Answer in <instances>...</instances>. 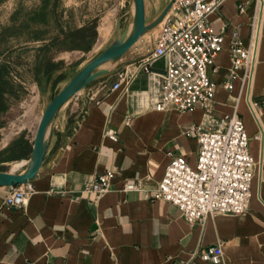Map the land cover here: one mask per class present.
Segmentation results:
<instances>
[{
	"label": "crops",
	"instance_id": "1",
	"mask_svg": "<svg viewBox=\"0 0 264 264\" xmlns=\"http://www.w3.org/2000/svg\"><path fill=\"white\" fill-rule=\"evenodd\" d=\"M255 14V0H222L210 14L214 28L226 26L222 49L214 59L216 82L228 78L231 31L236 30L245 45ZM151 49L152 43L128 60L120 57L111 73L90 82L58 108L23 206H4L9 187L0 185V264H182L188 260L264 264V150L260 152L254 138L259 124L249 111L239 79H232L231 90L216 88L209 113L201 108L151 109L144 71L133 74L127 85L112 88L117 74L133 71L132 64ZM151 69L162 71L164 60L154 61ZM249 99L262 112L259 123L264 128V16ZM234 109L258 161L248 210L188 224L174 205L153 197L154 189L172 156L184 155L195 166L196 128L213 127ZM106 127L116 131V141L103 135ZM110 168L115 174L107 192L92 200L80 194L85 180ZM124 178L141 179L142 190L120 191ZM216 244L222 247L220 262L202 260L200 250Z\"/></svg>",
	"mask_w": 264,
	"mask_h": 264
},
{
	"label": "built area",
	"instance_id": "2",
	"mask_svg": "<svg viewBox=\"0 0 264 264\" xmlns=\"http://www.w3.org/2000/svg\"><path fill=\"white\" fill-rule=\"evenodd\" d=\"M222 0H174L165 15L159 32L152 37V49L133 63V71L117 74L112 88L127 85L133 74L142 70L149 80L147 104L160 111L179 112L201 108L209 113L214 105L216 88L222 85L231 90L232 79L238 78L240 88L252 117L259 124L254 135L260 152L264 150V128L259 123L260 109L249 99L256 65V48L260 12L255 0L256 14L249 24V35L244 45L236 30L229 39L230 67L228 78L216 82L212 74L216 54L222 49L226 26L214 28L209 20L211 13ZM162 21V22H163ZM160 25V24H159ZM162 58L164 69L154 71L151 65ZM198 153L195 166L184 155H174L165 168L162 179L154 189L153 197L174 205L188 224H203L208 216L241 215L249 207L251 186L258 164L249 149V137L243 120L236 110L219 119L213 127L196 128ZM103 135L116 141L117 133L106 127ZM115 171L110 168L83 182L80 194L88 200L107 192ZM2 199L6 207L19 208L32 192L28 181L8 186ZM142 190L141 179L124 178L120 191ZM220 244L200 250V258L213 263L221 260ZM182 264H193L191 260Z\"/></svg>",
	"mask_w": 264,
	"mask_h": 264
},
{
	"label": "rangeland",
	"instance_id": "3",
	"mask_svg": "<svg viewBox=\"0 0 264 264\" xmlns=\"http://www.w3.org/2000/svg\"><path fill=\"white\" fill-rule=\"evenodd\" d=\"M166 1L144 0L147 19ZM131 14V0H0V170L14 172L25 164L44 102L110 42L116 23L119 31L129 23ZM107 21L109 33L95 47ZM158 32L146 33L123 60L149 48Z\"/></svg>",
	"mask_w": 264,
	"mask_h": 264
},
{
	"label": "water",
	"instance_id": "4",
	"mask_svg": "<svg viewBox=\"0 0 264 264\" xmlns=\"http://www.w3.org/2000/svg\"><path fill=\"white\" fill-rule=\"evenodd\" d=\"M173 1L168 0L154 18L147 20L144 0H131L130 30H128L129 23L121 31H119L116 23L114 36L110 42L99 53L86 61L52 97L44 102L33 133L30 153L22 170L19 172L0 170L1 186L25 183L36 175L46 150L52 120L58 108L90 82L111 73L119 58L142 35L152 32L159 26L172 6ZM106 63L109 67L103 66Z\"/></svg>",
	"mask_w": 264,
	"mask_h": 264
},
{
	"label": "bare ground",
	"instance_id": "5",
	"mask_svg": "<svg viewBox=\"0 0 264 264\" xmlns=\"http://www.w3.org/2000/svg\"><path fill=\"white\" fill-rule=\"evenodd\" d=\"M258 10H259V12H260V14H261V19L259 20V24H258V35H257V38H258V41H257V48H256V54H257V50H258V47H259V43H260V36L262 35V27H263V16H264V0H261V2H259L258 3ZM164 23V21L163 22H161L160 23V25L159 26H162V24ZM130 27H131V23H130V25H129V27H128V30H130ZM109 29H110V22H105L100 28H99V35H100V40L94 45L95 47L96 46H98V45H100L104 40H105V38L107 37V35H108V33H109ZM158 29V27L155 29V30H153L152 32H154V31H156ZM146 34V33H145ZM145 34L144 35H142L138 40H140L143 36H145ZM151 35V34H150ZM137 40V41H138ZM136 41V42H137ZM134 45V44H133ZM107 64V63H106ZM105 65V64H104ZM103 65V66H104ZM24 165V163L21 165V166H23ZM20 166V167H21ZM19 167L18 166H15L14 167V170L15 169H18Z\"/></svg>",
	"mask_w": 264,
	"mask_h": 264
},
{
	"label": "trees",
	"instance_id": "6",
	"mask_svg": "<svg viewBox=\"0 0 264 264\" xmlns=\"http://www.w3.org/2000/svg\"><path fill=\"white\" fill-rule=\"evenodd\" d=\"M54 73V71L53 72H51L50 74H48L47 75V78L49 79V78H51V77H53V76H55L56 74H53Z\"/></svg>",
	"mask_w": 264,
	"mask_h": 264
}]
</instances>
